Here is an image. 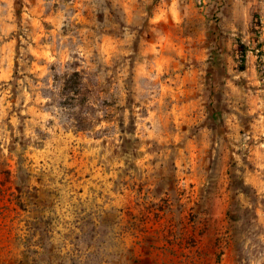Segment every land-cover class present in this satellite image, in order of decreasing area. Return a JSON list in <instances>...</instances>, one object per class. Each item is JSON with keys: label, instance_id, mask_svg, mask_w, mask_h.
Wrapping results in <instances>:
<instances>
[{"label": "rangeland", "instance_id": "obj_1", "mask_svg": "<svg viewBox=\"0 0 264 264\" xmlns=\"http://www.w3.org/2000/svg\"><path fill=\"white\" fill-rule=\"evenodd\" d=\"M123 1L0 0V264H264V134L214 137L182 178L134 88L140 36L162 27ZM206 6L234 85L209 77L212 107L264 117V0Z\"/></svg>", "mask_w": 264, "mask_h": 264}, {"label": "crops", "instance_id": "obj_2", "mask_svg": "<svg viewBox=\"0 0 264 264\" xmlns=\"http://www.w3.org/2000/svg\"><path fill=\"white\" fill-rule=\"evenodd\" d=\"M203 3L199 10L192 3L180 0L123 1L127 18L133 25L147 20V28L162 27L155 34L147 31L140 36L134 58V88L140 91L141 104L147 107L143 117L154 125L152 135L173 144L168 152L177 155L178 173L186 180H196L193 172L188 173L195 168L194 156L209 153L214 137H241L240 128L245 121L264 134V117L218 115L215 105H211L207 80L219 68L227 73L223 77L226 85H234L229 80L230 69L224 68L230 62L228 51L210 52V45L217 41L229 49V41L211 35L206 0ZM129 38L124 41L128 45ZM124 52H131L130 45ZM226 127L231 131L224 130ZM226 149L224 142L223 151Z\"/></svg>", "mask_w": 264, "mask_h": 264}, {"label": "trees", "instance_id": "obj_3", "mask_svg": "<svg viewBox=\"0 0 264 264\" xmlns=\"http://www.w3.org/2000/svg\"><path fill=\"white\" fill-rule=\"evenodd\" d=\"M255 19L258 20L259 19V15L256 14L255 15ZM247 51H248V45L246 43H243L241 41L238 42V53H239V57L242 61H245L246 59V55H247ZM241 70L245 69V65L241 64L240 66Z\"/></svg>", "mask_w": 264, "mask_h": 264}]
</instances>
